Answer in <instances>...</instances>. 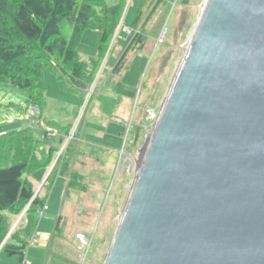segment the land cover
<instances>
[{
	"label": "water",
	"instance_id": "95a60500",
	"mask_svg": "<svg viewBox=\"0 0 264 264\" xmlns=\"http://www.w3.org/2000/svg\"><path fill=\"white\" fill-rule=\"evenodd\" d=\"M102 264H264V0L204 1Z\"/></svg>",
	"mask_w": 264,
	"mask_h": 264
},
{
	"label": "rangeland",
	"instance_id": "374dc122",
	"mask_svg": "<svg viewBox=\"0 0 264 264\" xmlns=\"http://www.w3.org/2000/svg\"><path fill=\"white\" fill-rule=\"evenodd\" d=\"M106 1L109 5L117 3V0ZM151 1L125 0L119 27L102 57L98 56V40L101 34L95 30L84 31L76 48L78 58L85 62L97 60L99 63L88 88L79 89L68 77L58 79L55 74L44 70L42 79L45 86V105L42 115L39 112L36 114L33 108L22 115L7 110L6 105L10 102L21 103L25 97L17 92L0 90V135L18 128L32 131L43 129L47 139H55L58 149L49 164L50 174L54 172L56 175L59 164H65L67 166L63 167L64 175H72V182L76 181V174L82 177L77 182V190L69 189L65 196L66 183L63 180L57 200L51 191L47 201L49 210L43 218L37 219L36 215L29 214V217L34 216L30 217L31 222L34 218L39 222L50 221L49 228L45 231L55 233V240L51 242V245H55L50 249L45 263L43 261L46 253L39 245L28 246L27 252H30L25 258L27 264H31V259L36 264H40V261L41 264H65V259L69 264H102L104 261L133 184L140 150L146 144L157 121L147 119V110L160 112L183 56V49L205 0H188L186 4H183V0L161 3L146 25L144 41L127 53L122 70L113 74L131 41L134 18L138 13H143L145 18ZM155 3L156 0H153V5ZM123 27L129 29L123 31ZM137 30L134 33L142 34L139 28ZM62 33L68 38L70 27L64 25ZM123 39L124 42H121ZM91 107H97L107 116L104 118L108 122L103 126L96 124V115L93 110L90 111ZM126 112L128 116L125 121L123 117ZM83 123L87 125L84 134L80 132ZM107 125H110V130L106 128ZM102 129L106 133L94 134ZM114 129L120 130L121 136L115 134L112 131ZM111 134L115 136H110ZM107 143H117V148ZM15 145L11 143L3 156L14 151L11 147L14 148ZM111 148L117 149V153L114 154ZM77 150L98 155L109 152L111 156L109 161L103 163L104 166L99 167L98 172L85 162L76 160ZM69 157H72V161ZM71 163L74 164L73 167ZM96 165L97 163L93 164L95 168ZM72 168L76 174L71 172ZM66 179L68 181V177ZM41 188L36 189V194ZM47 188L53 187L50 185ZM47 193L48 191H44L42 196ZM60 213L63 221L56 224ZM24 216L20 220L18 217L14 229L20 228ZM76 234H82L90 241L84 261L77 250ZM57 244H61L62 248L57 247ZM58 252L65 253L66 257L56 254ZM0 264H16V257L9 259L4 253H0Z\"/></svg>",
	"mask_w": 264,
	"mask_h": 264
},
{
	"label": "trees",
	"instance_id": "16d2710c",
	"mask_svg": "<svg viewBox=\"0 0 264 264\" xmlns=\"http://www.w3.org/2000/svg\"><path fill=\"white\" fill-rule=\"evenodd\" d=\"M166 1L156 0L153 5L152 0L145 18L143 13L136 15L131 41L113 74L122 70L127 53L144 41L146 25L157 7ZM124 2L117 0L114 5H109L106 0H0V90L17 92L25 97L21 103L10 102L6 105L7 110L22 115L34 108L42 115L44 70L58 79L68 77L79 89L88 88L99 63L97 60H79L77 45L84 31H98L101 34L98 56H104L121 22ZM187 2L183 0V4ZM64 25L70 27L68 38L62 33ZM138 28L142 34L134 33ZM48 124L52 125L51 122ZM54 142L53 138L47 139L43 129L18 128L0 135V253L17 257L18 264H24L28 244L21 238L19 228L10 231L26 208V214L38 217V211L46 204L42 192L50 190L47 187L52 185L56 175L50 174L37 194L28 176L49 167L58 150ZM11 143L16 144L11 147L15 152L10 151L4 157L3 152ZM76 181L70 180L64 195L69 189L77 190L70 188L78 186Z\"/></svg>",
	"mask_w": 264,
	"mask_h": 264
},
{
	"label": "crops",
	"instance_id": "0c3cea01",
	"mask_svg": "<svg viewBox=\"0 0 264 264\" xmlns=\"http://www.w3.org/2000/svg\"><path fill=\"white\" fill-rule=\"evenodd\" d=\"M123 28H124L123 31L129 29L127 27H123ZM121 42H124V39ZM93 107L90 108V111L93 110L94 115H96V116H94L95 119H96L95 120V123L98 124L99 126H103L104 123H107L108 122V121L105 120L106 118H104V117H107V116L104 115L101 111H99L97 109V107H95V108H93ZM127 116H128V114L126 112L125 117H123L125 121L127 119ZM90 125H91L92 128H95L92 124H90ZM86 126H87L86 123H83L82 124V127L80 126V132H82V134H84V131L86 130V128H85ZM109 127H110V125H107L106 126V128L108 130L111 129ZM112 131L115 134H118V135H119V132H121L120 130H117V129H114ZM103 133H106V130H103L102 129V131H95L94 132V134H97V135H100V134L102 135ZM110 136H115V135L111 134ZM119 136H121V135H119ZM107 145H112L113 147L115 146L117 148V143H111V144L110 143H107ZM111 151L114 152V154L117 153V149L111 148ZM108 153L109 152H107L105 154L98 155V154H95V153L94 154H88L87 152H80V151H78L77 156H76L77 157L76 160H80L81 162H85V164H87L90 168H92L94 170H97L99 172V170H98L99 167L104 166L103 163L104 162L106 163L107 161H109V158H110L109 156H111V155H109ZM69 160L72 161V157H69ZM94 163H97V165H96L97 167L96 168H95V166H93ZM73 165L74 164L71 163V166L72 167H73ZM107 165H109V164H107ZM65 166H67V165H65V164H62V165L59 164V167L60 168L57 169V174H56V177H55V179L53 181V184H52V187L53 188H50V190L48 191L47 195H44L45 196V199H46L45 200L46 204H47L49 195L51 194V191H52V196H54V199L57 200L58 199V195H59L60 191L62 190L61 185L63 183V180H65V183H66L65 184V190H66L67 184L70 182V180H72L71 179V176L72 175H69V176L64 175L63 167H65ZM73 170L74 169L72 168V171L71 172L72 173H75V172H73ZM50 171L51 170H50L49 167L46 168V169H41V170L35 171L31 175L28 176V180L32 183V185H33L34 188H36V189L41 188V186H45V182H46L47 178L50 175ZM76 176H77L76 177V180H77L76 183L77 182L79 183V179L82 180V177L79 174H76ZM67 177H68V181L66 179ZM82 182H81V184H83ZM75 187H77V186H73V187H70V188H75ZM85 187H83V188H85ZM65 190H64V193H65ZM43 192H44V190H43ZM43 192H42V194H43ZM47 210H49V209H47ZM52 210L54 212V210H55V207L54 206H53V209ZM34 216H30V217H34ZM30 217H29V214H26L24 216L23 223H22V225L19 228L20 229L19 230L20 231V235H21V238L24 239L27 242V244H28L27 247L28 246L39 245L40 249L46 253L45 258H44V261H43L45 263L46 260H47L48 255H49L50 249H52V247L55 245V244H52L51 245V242H53V240H55V233L54 232H51L50 233V231L48 233L47 231H45V230H48V228H49L48 223L50 221H46V222L40 221L39 222V220H36V218H37L36 217L31 222V218ZM17 221L14 223V225L17 223ZM59 221H60V224L63 221V217H62V214L61 213L57 216L56 224L59 223ZM32 223H33V225H31ZM56 224L54 225V228H56ZM30 225L32 226L31 228H30ZM32 239H35L36 240V243L33 244V245H30V241ZM11 243L14 244L13 241ZM56 246L57 247H61V244H57ZM29 252H27V249H26V254H28ZM56 254L63 255L64 258L66 257L65 256V253L63 254V252H58ZM87 254H88V252L86 253V256H87ZM26 256L27 255H25V258H26ZM53 256H54V254H52V258H53ZM86 256H85V258H86ZM13 257H15V256H13ZM7 258L11 259V257H9V256H7ZM25 261H27V260L25 259ZM65 261H66L65 264H69V261L68 260L65 259ZM16 264H18L17 257H16ZM31 264H36V262L31 259ZM37 264H39V263H37ZM40 264H41V261H40Z\"/></svg>",
	"mask_w": 264,
	"mask_h": 264
},
{
	"label": "built area",
	"instance_id": "2783aa9c",
	"mask_svg": "<svg viewBox=\"0 0 264 264\" xmlns=\"http://www.w3.org/2000/svg\"><path fill=\"white\" fill-rule=\"evenodd\" d=\"M126 32L128 33L129 31H126ZM33 111L36 114H38V111L36 109L33 108ZM146 115H147V119H149L151 121H156L158 119L159 113L153 112L152 110H147ZM47 209H48L47 204H44L43 207L37 213L38 218H43L44 215H45V212L47 211ZM26 211H27V208L21 214V216L19 217V220L26 214ZM76 240H77V243H78L77 244V250H78L79 253H81L80 254L81 260H83V259L85 260V256H86L87 249L90 246L89 238L85 237L82 234H77L76 235ZM35 243H36V240L35 239H32L30 241V245H33ZM24 264H27V263L24 262Z\"/></svg>",
	"mask_w": 264,
	"mask_h": 264
},
{
	"label": "bare ground",
	"instance_id": "6f19581e",
	"mask_svg": "<svg viewBox=\"0 0 264 264\" xmlns=\"http://www.w3.org/2000/svg\"><path fill=\"white\" fill-rule=\"evenodd\" d=\"M202 8V7H201Z\"/></svg>",
	"mask_w": 264,
	"mask_h": 264
}]
</instances>
